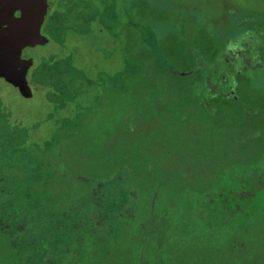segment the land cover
<instances>
[{
    "label": "rangeland",
    "instance_id": "rangeland-1",
    "mask_svg": "<svg viewBox=\"0 0 264 264\" xmlns=\"http://www.w3.org/2000/svg\"><path fill=\"white\" fill-rule=\"evenodd\" d=\"M42 33L23 49L32 95L0 67L15 264H264V0H54ZM208 111L229 143L217 168ZM154 159L167 179L216 173L201 188L227 206V228L154 207L139 184Z\"/></svg>",
    "mask_w": 264,
    "mask_h": 264
},
{
    "label": "trees",
    "instance_id": "trees-1",
    "mask_svg": "<svg viewBox=\"0 0 264 264\" xmlns=\"http://www.w3.org/2000/svg\"><path fill=\"white\" fill-rule=\"evenodd\" d=\"M191 102L194 104L195 101ZM150 106L152 107L151 111H154L153 114H156L154 115V118H149H151L153 121L163 120V118L158 115L160 108L158 100H151ZM196 107L199 108V105ZM198 108L196 109L199 113L201 111L204 114V112L207 111L203 106L200 109ZM141 113L143 115V112ZM190 117H192L190 113L183 111L179 116V119L188 120ZM204 119L210 125L209 128L205 129V134L206 136L211 137L213 141L211 145L205 146L207 148H212L213 152L210 155L203 157L206 158L205 160L208 161L210 165H216L228 155L227 147L229 143L226 141V139H224V137H222L221 134V129L223 128L222 126L224 123L220 122V117L213 115L210 111L207 112ZM237 139H240L239 133L237 134V138H235V140L237 141ZM136 148L137 150L140 149L138 146ZM137 153L140 154L139 158H141L143 154H141L139 151ZM236 153L234 152L233 154L237 155ZM240 157H242V155H240ZM138 162H140V160ZM217 167H219V165H216V168ZM158 170H160V167L156 159H154V161H152V163L149 165L143 166L139 170V172H141L139 184L143 190L148 191V201H153L154 207L159 202L161 206L166 208V213L168 216L169 212L167 211V205L174 206L176 209L175 212H178L179 215L181 214L182 217L180 218L182 219V222L185 223V225L187 224L193 226L196 229L200 228V230L206 228L210 229L219 223L226 227V224L231 221V218L228 215L229 211L227 206H216V201L214 200V202L210 196L211 191L201 188L202 185H205L203 179L208 178L213 182L216 178V173L212 176L207 173L204 178L200 179L197 183L192 184L186 183L183 178H179L177 175L173 176L171 179H167L166 174L157 175ZM221 179L223 178H218V180ZM150 196H152V200H149ZM143 201L146 202L144 199ZM195 206H198V209H195ZM2 213H4L7 218L13 217V214L10 215L9 212L5 213V210H3ZM220 218L222 219L221 222ZM18 225V223L16 224L12 222V224H8L3 220H0V264L18 263L17 259L20 258L23 247L22 240L20 242L14 241L11 237H9V231L12 232V227L15 228L16 226V230H20L22 228L21 225H19V227Z\"/></svg>",
    "mask_w": 264,
    "mask_h": 264
},
{
    "label": "water",
    "instance_id": "water-1",
    "mask_svg": "<svg viewBox=\"0 0 264 264\" xmlns=\"http://www.w3.org/2000/svg\"><path fill=\"white\" fill-rule=\"evenodd\" d=\"M52 6V0H0V67L5 69V77L29 95L32 93L28 74L34 60L23 57V49L28 44L49 42L42 26ZM17 11L21 12L19 16Z\"/></svg>",
    "mask_w": 264,
    "mask_h": 264
},
{
    "label": "flooded vegetation",
    "instance_id": "flooded-vegetation-1",
    "mask_svg": "<svg viewBox=\"0 0 264 264\" xmlns=\"http://www.w3.org/2000/svg\"><path fill=\"white\" fill-rule=\"evenodd\" d=\"M52 3H53V5H54V1H53V0H52ZM52 7H53V6H52ZM51 9H52V8H51ZM50 11H51V10H50ZM20 14H21L20 11H17V12H16V15H17V16H19ZM23 57H24V56H23Z\"/></svg>",
    "mask_w": 264,
    "mask_h": 264
}]
</instances>
